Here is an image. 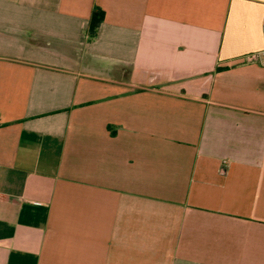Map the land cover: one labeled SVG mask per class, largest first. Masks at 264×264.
<instances>
[{
	"label": "crops",
	"instance_id": "1",
	"mask_svg": "<svg viewBox=\"0 0 264 264\" xmlns=\"http://www.w3.org/2000/svg\"><path fill=\"white\" fill-rule=\"evenodd\" d=\"M262 50L264 0H0V264H264Z\"/></svg>",
	"mask_w": 264,
	"mask_h": 264
},
{
	"label": "built area",
	"instance_id": "2",
	"mask_svg": "<svg viewBox=\"0 0 264 264\" xmlns=\"http://www.w3.org/2000/svg\"><path fill=\"white\" fill-rule=\"evenodd\" d=\"M245 62L264 67V50L248 54L245 57Z\"/></svg>",
	"mask_w": 264,
	"mask_h": 264
},
{
	"label": "trees",
	"instance_id": "3",
	"mask_svg": "<svg viewBox=\"0 0 264 264\" xmlns=\"http://www.w3.org/2000/svg\"><path fill=\"white\" fill-rule=\"evenodd\" d=\"M103 16L101 11H96L93 15L92 22H91V35L94 36L97 29L103 22Z\"/></svg>",
	"mask_w": 264,
	"mask_h": 264
}]
</instances>
